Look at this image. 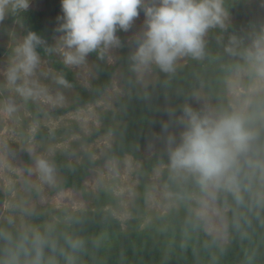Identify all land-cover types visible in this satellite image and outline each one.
I'll use <instances>...</instances> for the list:
<instances>
[{"label": "trees", "instance_id": "16d2710c", "mask_svg": "<svg viewBox=\"0 0 264 264\" xmlns=\"http://www.w3.org/2000/svg\"><path fill=\"white\" fill-rule=\"evenodd\" d=\"M225 8L234 19L224 29H209L203 58L186 57V62L176 66L172 73H163L153 66L157 77L147 87H141L130 71L131 56L138 38L126 41L125 32H117L121 39L119 62L125 95L118 97V112L107 111L104 118L101 131L112 132L115 136L104 157L118 159L129 154L140 160L142 153L138 148L152 141L155 134L161 136L155 153L144 158L138 169V210L143 207L148 172L155 165L168 161L163 141L167 140L169 150L174 146L170 139L179 142L186 127V123L181 122L185 107L198 112L192 100L193 93L202 88L217 114L222 111L233 113L226 96V79L237 68H250L247 50L253 45L256 34L264 29V0H225ZM62 15L61 0H45L44 9L29 8L19 15L10 13L9 17V21L19 20L23 37L29 31H35L41 37L43 43L37 46V53L49 58L52 66L76 89L73 102L50 112L55 115L76 110L98 99L109 85L116 68L114 64H107L106 54L101 60L93 52L89 56L98 75L92 79L90 89L79 86L74 73L53 54V36L58 31V17ZM250 81L251 75L247 83ZM28 106L36 118L44 113L30 101ZM263 110L264 91L253 96L244 119L253 139L249 142L247 153L240 158L237 187L235 191L221 187L215 192V202L226 209L225 241L207 232L204 220L193 210L192 195L205 196L207 186L185 173H180L177 178V172L166 167L162 170L161 181L173 192L178 206L171 207L167 213L143 227L138 224L139 218L134 217L132 221L136 224L122 228L120 221L102 207L106 201L113 199L112 194L99 189L96 209L76 212L69 223L53 225L51 236L59 242L55 253L59 264H65L61 249L68 250L65 237L69 236L78 237L83 242L75 253L76 264H264V187L254 170L256 163L264 161ZM98 133L95 131L83 138L90 141ZM37 134L43 135L44 132ZM91 153V150L85 152L80 162L70 163L66 156L54 155L53 159L63 176L58 189L84 190V181L91 174L92 167L102 161L92 160ZM22 157L28 160L24 151ZM3 198L0 190V204ZM0 226L14 236L21 231L8 221H0ZM2 247L3 241H0ZM51 255V250L45 247V257Z\"/></svg>", "mask_w": 264, "mask_h": 264}, {"label": "rangeland", "instance_id": "374dc122", "mask_svg": "<svg viewBox=\"0 0 264 264\" xmlns=\"http://www.w3.org/2000/svg\"><path fill=\"white\" fill-rule=\"evenodd\" d=\"M45 0H30L29 8L44 9ZM10 13L0 23V190L3 192V202L0 204V221H12L17 229L29 225L69 223L72 215L86 209H96V196L99 189L108 190L113 199L106 201L102 207L120 221L122 228L136 224L134 217L139 218V226L143 227L156 218L167 213L171 207L178 206L173 198V192L161 181L162 170L169 165V148L167 140L163 148L168 154V161L155 165L147 174L148 188L142 210H138L137 197L140 195L138 184L140 175L138 169L144 158L151 157L158 148L161 136L154 135L152 141L141 145L138 150L142 153L140 160L124 154L122 158H105L106 149L115 139L112 132L101 131L107 111L118 112L116 104L118 97L125 95L121 81L119 47L105 51L107 64L116 65L109 85L100 97L76 110L61 115L52 112L55 109L67 107L73 102L76 89L67 82V86L57 83L63 77L56 70L51 60L40 56V64L36 69V79L46 89V93L38 98L24 100L4 84L3 72L7 69L14 55L15 47L24 39L22 25L18 19L9 21ZM234 19L229 14L226 25ZM144 13L134 20L131 28L125 32V40L138 38L143 31ZM62 33L57 31L53 36L52 48L54 56L63 61L64 48ZM208 36V32L204 39ZM254 44L247 52H254ZM186 62V57L178 58L175 67ZM250 68H237L226 79V96L236 113L245 119L247 109L254 95L264 91V65L253 57L249 58ZM79 86L90 89L92 79L97 77L94 62L90 56L79 66H68ZM253 72V73H251ZM251 75V81L248 77ZM141 87L152 84L157 77L153 66L140 75H136ZM192 100L203 116H214L217 113L206 93L199 88L193 93ZM28 101L34 103L43 111L37 118L28 106ZM15 106V111L9 112L8 107ZM49 112V113H48ZM264 114V110H263ZM99 131L92 140L85 141L84 136ZM38 132H44L38 135ZM92 151V160L101 159L91 169V174L84 181V190L72 188L58 189L57 185L63 176L57 168V183L49 186L42 183L38 176L29 174L28 169H34L33 158L48 155L54 161L55 154L66 156L68 162H80L85 152ZM28 154L24 160L22 152ZM57 167V166H56ZM258 181L264 187V161L254 167ZM181 172H177L179 178ZM205 196L192 195L193 210L204 220V228L225 241L227 238L226 209L215 202L217 189L207 187ZM264 197V192H263ZM23 209H29L26 214Z\"/></svg>", "mask_w": 264, "mask_h": 264}, {"label": "clouds", "instance_id": "9594fccd", "mask_svg": "<svg viewBox=\"0 0 264 264\" xmlns=\"http://www.w3.org/2000/svg\"><path fill=\"white\" fill-rule=\"evenodd\" d=\"M29 5L30 0H0V23L9 13L26 12ZM61 9L58 31L63 34V62L68 66L83 64L93 52L103 60L106 50L121 45L117 32H127L142 9L143 31L131 56L130 71L136 75L152 66L163 73H172L178 58H203L207 32L217 27L224 29L229 17L225 0H61ZM42 43L35 31H29L15 47L2 73L5 86L24 100L46 93L35 78L40 64L36 48ZM253 44L255 50L249 56L264 65V29L256 34ZM57 83L67 86L63 77ZM8 111H15V106L10 105ZM183 113L187 119L181 117V122L186 127L179 142L170 139L174 145L169 152L170 169L191 175L212 189L224 187L235 191L240 158L247 153L253 139L243 117L228 111L202 117L190 107H185ZM33 163L34 169L29 168V174L37 175L49 186L57 183V167L50 156H36ZM23 211L31 214L29 209ZM53 231L52 224L43 228L33 224L14 236L0 226V241H3L0 264H59L55 256L59 242L52 238ZM65 243L68 250L61 249L65 264H76L75 253L81 248L82 240L69 236L65 237ZM45 247L53 255L45 257Z\"/></svg>", "mask_w": 264, "mask_h": 264}]
</instances>
